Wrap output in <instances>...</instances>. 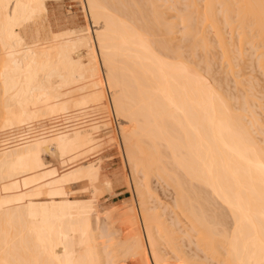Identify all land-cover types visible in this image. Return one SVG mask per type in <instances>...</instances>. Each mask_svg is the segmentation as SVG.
Wrapping results in <instances>:
<instances>
[{
  "label": "bare ground",
  "instance_id": "1",
  "mask_svg": "<svg viewBox=\"0 0 264 264\" xmlns=\"http://www.w3.org/2000/svg\"><path fill=\"white\" fill-rule=\"evenodd\" d=\"M86 1L95 23L104 18V25L96 29V39L87 32L90 27L49 32L45 37L39 32L29 36V28L48 11L46 0H0V103L4 106V112L0 111V264H109L100 256L103 249L96 242L95 222L110 207L97 203L96 189L90 199L75 200L69 198L66 189L80 179L95 186L100 178L99 162L60 172L44 160V154L53 149L67 164L77 155L93 150L98 137L93 134L102 126L100 121L36 136L25 144L5 146L1 139L6 130L45 116L69 115L72 106L100 104L107 94L66 99L70 94L67 87L77 83H84L80 90L101 87L99 55L93 52L96 48L103 59L101 66L106 68L116 113L129 118L133 138L130 140L128 131H124L133 168L140 162L151 168L153 163L161 162L164 153L157 150V145L162 142L165 155L176 167L168 170L173 173H167V177L177 188L178 206L204 251L214 255L225 252V264H264V150L255 139L264 127L255 109L263 103L259 100V80L253 74L258 68L264 77V0H204L202 8L197 0H191L189 11L181 15L189 61L181 58L186 38L181 39L183 42L175 40H179L174 35L175 20L167 21L170 17L165 15L170 7L165 6L166 10L160 0H112L118 5L115 12L124 8L123 16L125 13L130 20L146 22L144 27L135 22L131 25L109 11L106 3L111 0ZM161 50L173 51L178 60L164 59L159 54ZM248 51L258 52L254 62L248 58ZM87 56L91 58L86 61ZM216 65L227 78L223 72L219 73L222 77L216 76ZM84 80L90 86L86 87ZM226 80L235 84V93H222L225 87L231 88ZM59 117L67 122L71 116ZM262 132L260 136H264ZM143 137L155 148L150 155L142 145ZM134 143L140 153L132 148ZM175 171L184 173L192 182L194 190H189L193 192H186ZM193 182L209 190L210 199L216 197L221 206L223 203L228 207L234 223L232 230L221 214L224 211L207 213V191L199 185L201 191H195ZM43 187L48 189L49 200L34 199ZM151 220L145 217L144 234L136 222L123 232V242L130 244L127 250L131 249H125V253L139 257L130 264H170L162 257Z\"/></svg>",
  "mask_w": 264,
  "mask_h": 264
},
{
  "label": "rangeland",
  "instance_id": "2",
  "mask_svg": "<svg viewBox=\"0 0 264 264\" xmlns=\"http://www.w3.org/2000/svg\"><path fill=\"white\" fill-rule=\"evenodd\" d=\"M46 2H47L48 11L38 18V21L35 25H33L29 28V30H28L29 31L28 33H30V34H28L29 36L35 35L36 32H39L40 34H44L43 36L45 37L49 32H53V31L58 32L59 30L61 31V29L70 26V24L67 23L66 21H67V19H69L71 17H75L76 26H78V27H90L89 30H87V32H89L93 37H95V39H96L95 34L98 32V30L96 31V29H99L100 26L104 25V18H101L102 20L100 19L99 23L94 22L93 17L91 15V12L89 10V6H88L89 14L91 15L92 23L94 24V25H92V27L94 26V28L89 26V23H88V20L85 16V13L82 11V8L80 6L82 4V0H46ZM106 2H108V0ZM197 2L199 3L200 7L202 8L203 4H204V0H197ZM112 3H113L112 0L108 3H106V4H109V5H107V8L109 11L113 12L114 14L116 13L117 15H120L122 17V19H124L125 21H129V23L131 25H135V23L139 24L140 27L141 26L144 27V24L146 25V22L143 24V22L138 23V21L136 22V20H134V19H131L132 20L131 21L130 17L128 16V18H127L125 13H124L125 16H123V13H121V11L124 10V8H123L124 6H122L123 9H121V7L119 6L120 10L118 12H115L116 9L118 10V8H117L118 5L115 6ZM159 3H161L163 5L166 4L163 6L164 8H165V6L170 7L169 8L170 11H169V9L167 10V8H165L168 11V12L166 11L168 13V15L166 14L165 16H166V18L170 17V18H167V19H169L167 21L175 20L176 27L174 28L175 29L174 31L176 34L174 33V35H176L175 36L176 38H179V40L178 39H175V40L178 42H183L184 38H186L183 34V33H185L186 28L184 25L185 22L181 19V15H185L184 13L189 11V6L191 3V0H162V1L160 0ZM71 6H73L72 9H71ZM125 9L127 10L128 8L125 6ZM119 12L121 14H118ZM124 12H126V11H124ZM170 15H172V16H170ZM48 17H49V19H48ZM136 26H138V25H136ZM185 40L186 41H184V43H182L183 47H181V49L186 47L184 44H186L187 38ZM93 41H94V39H93ZM249 48L251 50V47H249ZM95 50L93 51L95 53L94 55L100 56V57L98 56V60H99L98 62L99 63H97V64H100L98 66L102 69V71L99 74V76L101 77L102 80L100 81L99 80L100 77H98V80L100 81L99 83H100L101 87L97 86V87H92L91 89L89 87V88H86V90L85 89L80 90V87L84 86V83L81 82V83H83V85H81L80 83H77L76 86L72 85L73 87L72 86L67 87V89L69 88L68 90L65 89L66 92L68 91L70 93L69 95L67 94L68 97H66V99H68L70 101H75V100H77L83 96H88V95H91L94 93H101L102 92L103 95L107 94L104 96L103 100H101L103 103L100 101H99L100 104H98L97 102H90V103L86 104L87 106L84 105L83 108H76V107L72 106V108L69 109V113H70L69 115L71 117L70 118L68 117L69 118L68 122H72V125H74L73 127H75L76 125H77L76 127H78V126L86 127L88 124H91L92 122H95V121H100V124H102V126H100L99 130H97L98 132H95V134H93V135L98 136L97 137V144L94 147L95 149L93 148V150H90L88 152L86 151L82 154L77 155L72 160H70L68 162V164H67V162L62 163L60 156L55 149L49 150L47 155L44 154V160H45V162H47V166H54L57 169H59L58 171H60V172H63L62 170L65 171V169L67 170L68 168L73 167L75 165L77 166V165L85 164L87 162H91V161H95V160H96V162H99L98 164L100 167V178H99V181L97 180L98 182L95 183V186H93L94 188L90 185L88 180H85V179L81 180L80 179L79 182L72 183V184L68 185L66 187V189L70 192L69 198L74 199V200L75 199H90L93 196L94 190L96 189L95 194L97 196V201H98L97 203L98 204L100 203L101 207H106V206L108 208L110 207V209H108L107 211L100 213V215H99L100 218L98 219V221L99 220L100 221L95 222V224L97 223L96 224L97 226H95V227H97L96 232H95V234H96L95 236H96V239H98V240H96V242H98V248L103 249L102 253H100V256H103L105 258V259H103V257H102L103 261L105 260L109 264H128V263L130 264V262L139 258L136 253H129V252H131L130 251L131 249H129V248H128L129 252L125 253V251H128L127 247H129L130 244L125 242V241H124L125 242V244H124L123 240H125L124 239L125 237L123 235V232H125V230L129 227L128 225H131V226L137 225V224H135V222H136V223H139L138 226L140 227L142 233L144 234V231H145V225H144L145 223L144 222H145V217L147 216L148 219H152L151 220L152 222L150 225H152L151 227H153L152 230H153L155 239H157L156 241L159 244L160 249L159 248L158 249L160 250L162 257L164 259H166L167 262H170V264H225V261H224L225 255L224 256L222 255V253L226 254L225 252H221V253L219 252L221 255H219V254L214 255V253H211L209 251H204V249H203L204 247L202 248L201 244L198 243L199 238H196L197 237L196 232H194L195 230H192V225H191L190 221L188 220L186 214H184L183 210H181L180 207L178 206L179 194H177L178 193L177 188L174 187L175 186V185H173L174 182H172V180L168 179L169 177H167L168 176L167 173H173L171 171H174V168H176V167H174V165L171 163L172 161L169 162L170 159L165 155L166 148L162 145V142H159L161 144L159 145V143H158V145H157L158 146L157 150L161 149L158 151H162L161 153H164V155H165V156L163 155V157L160 158L162 164H161V162H156V164L153 163L152 168H151V166H149V165L144 166L145 164L140 162L139 165H137L138 163H136V165H137L136 169H135V167L133 168L131 160L129 158V149H128L127 140H126L125 131H124V130H127L128 133L130 131V128H129L130 123L128 121L129 118L126 115L120 116L116 113L115 107L113 105L114 104V102L112 100L113 98H111L112 95H111V90L109 89V85H108L109 83L107 82L108 78L106 77L107 76L106 68L104 66H101V64L103 65V62H102L103 59L101 57L100 51L97 48ZM184 50H186V51H184ZM184 50H183V52H185V53L187 52L188 54L182 53L180 50V52L182 54H184V55H182L183 57H181V58L183 61H189V59H190L189 51L187 50V48H184ZM252 52H253V50H252ZM252 52L248 51V55H249L248 58L249 57L251 59L253 58V62H254L257 59L258 52H256L257 54L255 53V51H254V53H252ZM159 54L161 57H163L166 60L170 59L169 61H173V60L175 61V59H176L175 58L176 54H174L173 51L161 50V51H159ZM187 56H188V58H187ZM87 57H85L84 59L89 60L91 58V56L88 58ZM176 60H178V59H176ZM216 66L218 68V65H216ZM0 68H1V61H0ZM250 70H252V69H249V71ZM217 71L218 72L215 71L216 72L215 74H216V76L219 77V75H220L219 73H222L224 70L219 69ZM253 72H255L253 74L256 77V81L259 80L258 81V84H259L258 88L260 90L258 93L263 97V99H262V97L258 95L260 98L259 100H261L263 105L261 104L260 108L259 107L256 108V106H254V108H256L255 110L258 113L257 114L258 118L261 119V123H262V121H264V119L262 118V117H264V110L262 109V108H264V77H262L261 72H258V68H256V70ZM225 75H226V73H224V75L222 74L223 77L227 78L228 76H225ZM229 80L228 81L226 80L227 81L226 84L229 83ZM84 81H85V86H86L87 83H89V82H86V80H84ZM102 82H103V84H102ZM231 82L229 83V85H230L229 87H231L233 89H231V88L227 89L225 87L224 90H226V91L231 90L232 93L233 92L235 93V89H234L235 84L231 83ZM0 83H1V80H0ZM78 84H80V85H78ZM88 85L90 86V84H88ZM232 85L234 87H232ZM1 88H2V85L0 84V99L2 98V93H3ZM93 88H95V89H93ZM69 90H71L72 92H70ZM224 90L222 91V93H225V95H228L229 93L231 94V91L227 93V92H224ZM104 91H105V93H104ZM2 99L0 100V102L2 101ZM109 100H110V106L113 107L112 109L114 110L117 118L119 119V125L121 128L123 143H124V148H125L124 157L122 155L121 148L119 146H117L116 141L114 139L113 121H112V117L110 114ZM231 101L235 102V101H233V99ZM85 107L86 108L88 107V108L86 109ZM0 111L4 112V106L1 105V103H0ZM237 111L239 112V110H237ZM59 115L69 116L68 113H63V114L57 113V114L51 115V117L59 116ZM138 116L139 115H137V117ZM51 117L48 115V116L43 117L42 119L51 118ZM138 119L142 121L143 117L140 116ZM261 123H260V125H261ZM256 128H258V127H256ZM263 128H262V130L261 129H259V130L264 132ZM259 132H258L255 139L259 140L258 144H257L258 147H263L262 149L264 150V144L262 143V142H264V140H263L264 136L263 135L260 136L261 133L259 134ZM128 136H129L130 140H131V138H133L132 136L130 137V133ZM134 139H138V138L136 137ZM145 139H147V138H144V137L142 138V140L144 141V142L142 141V145L145 147V149L147 148L146 149L147 153L151 150H152L151 151V153H152L153 150L155 151V148L152 147L153 144L149 139H147L148 141H145ZM100 140H101V142H100ZM260 140H261V142H260ZM132 141H133V139H132ZM135 141L136 140H134V142ZM259 142H260V144H259ZM159 146L163 147V148H160ZM132 148L135 150L136 148H138V145L137 144L135 145V143H134ZM135 151H138V149H136ZM138 153H140V152L138 151ZM151 153L149 152V155ZM141 155H142V153H141ZM160 156H162V155H160ZM146 157H147V155H146ZM165 158H166V160H165ZM162 159L165 160V162H164L165 166L163 164L164 160L162 161ZM169 163L172 166H170ZM141 164H143V166H141ZM166 164H168V165H166ZM157 165H158V167H157ZM145 167H146V169H145ZM163 167H164V171H163ZM170 169H171V171L169 172L168 170H170ZM161 170H162V172H161ZM174 173H176L177 177L180 175L179 176L180 178L179 177L178 178L180 180H182V182L184 184L183 185L184 188L187 189L186 192L187 191H190L188 193L193 192L194 186H192L191 181L186 180L188 178H186V176L184 177V173H183V175L181 174L182 172H180V171L179 172L175 171ZM183 180L184 181L186 180L185 181L186 183H184ZM187 183H188V185H187ZM193 184H195V188H196L195 191L197 190L198 187H200L202 190H204V192L207 191V193L205 192L206 193L205 196L208 198L207 203L208 204L210 203L209 205L207 203H205V208H206L207 213L208 214L212 213L211 215H215L216 213L219 214L221 211H224L221 214L224 218H226L227 222L229 223V224H227V222H225L227 224V226L229 225L228 226L229 230H232L234 223H233V220L231 219L232 218L231 213H229V211H228L229 209L227 210L228 207L225 204L223 206V203L221 206V202H219V199H216V197H214V195H213L214 201L212 199H210L209 198L210 196H207L209 190L205 189L204 187H201L196 182H193ZM186 186H188V187H186ZM189 189H193V190L191 191ZM47 191H48V189L43 187L40 194L39 195L37 194L34 196V197H36V196H38V197H36L34 199H39V200H43V201L49 200L47 198ZM96 191H97V193H96ZM198 191H201V190L199 189ZM45 193H46V195H45ZM216 200H218V201H216ZM217 202L219 204H217ZM206 204L209 206V208L206 206ZM213 206H215V207H213ZM224 207L226 210H224ZM215 208H216V210H214ZM219 209H220V211H219ZM208 210H211V211L208 212ZM212 210H214L215 213ZM141 211H143L144 213L142 214ZM110 212H111V214H110ZM122 212H123V216H120V215H122ZM223 213L225 215H223ZM227 213L229 214L228 216H227ZM113 216L116 217L115 218L116 220L114 219ZM109 217H111V218H109ZM133 218L134 219L137 218L136 220L138 222L137 221L132 222ZM118 219H120V220H118ZM112 222H113V224H112ZM114 222H115V224H114ZM130 222H132V224H130ZM152 223H154V224H152ZM225 226L226 225H224V227ZM227 226H226V228H227ZM110 231H112V232H110ZM100 232H101V234H100ZM108 232L110 234H108ZM105 233H106V235H105ZM102 235H105V236L102 237ZM104 237H105V239H104ZM166 237H167V239H166ZM119 239H120V241H119ZM99 244H100V246H99ZM104 245L107 247H104ZM146 247H147V252L149 254L148 256H150V260H151V262H153V259H151L152 257L149 253V246L146 245ZM104 248L106 250H104ZM107 252H109V253H107ZM106 254H108V255H106ZM111 257L113 258V260ZM135 257H136V259H134ZM107 258H110L112 262L110 263L109 259H107ZM107 262H104V263H107Z\"/></svg>",
  "mask_w": 264,
  "mask_h": 264
},
{
  "label": "built area",
  "instance_id": "3",
  "mask_svg": "<svg viewBox=\"0 0 264 264\" xmlns=\"http://www.w3.org/2000/svg\"><path fill=\"white\" fill-rule=\"evenodd\" d=\"M80 6L82 8V11L85 13L89 26L92 27V25L94 24L92 23L91 15L89 14L87 1L82 0V4ZM72 7L73 6H71V9ZM92 28H94V26ZM109 107L113 121L114 139L116 141L117 146L121 148L122 155L124 157L125 148H124L121 128L119 125V119L117 118L114 110L112 109L113 107L110 106V100H109ZM72 127H73L72 122H68V121L64 122L62 117L53 116L51 118H46L36 122H32L30 124H26L22 127L6 130L1 135V139L6 144L5 146L25 144L26 142L30 141L36 136L50 135L53 133H57L59 131H65L71 129Z\"/></svg>",
  "mask_w": 264,
  "mask_h": 264
},
{
  "label": "crops",
  "instance_id": "4",
  "mask_svg": "<svg viewBox=\"0 0 264 264\" xmlns=\"http://www.w3.org/2000/svg\"><path fill=\"white\" fill-rule=\"evenodd\" d=\"M48 19H49V17H48ZM67 23H69L70 24V26H68V27H65V28H63V29H61V30H65V29H67V28H74V27H78V26H75L76 25V21H75V17H71V18H69V19H67V21H66ZM53 31V30H52ZM60 31V30H59ZM53 32H57V31H53Z\"/></svg>",
  "mask_w": 264,
  "mask_h": 264
}]
</instances>
